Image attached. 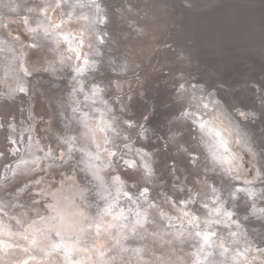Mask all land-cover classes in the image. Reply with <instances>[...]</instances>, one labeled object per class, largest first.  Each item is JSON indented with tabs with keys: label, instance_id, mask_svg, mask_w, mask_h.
<instances>
[{
	"label": "rangeland",
	"instance_id": "rangeland-1",
	"mask_svg": "<svg viewBox=\"0 0 264 264\" xmlns=\"http://www.w3.org/2000/svg\"><path fill=\"white\" fill-rule=\"evenodd\" d=\"M80 1L81 0H78V2H80ZM92 1L93 0H91V1L90 0H84V1L82 0V3L80 2L81 4L79 3V5H78V3H71V4L66 3L67 4L66 8L72 7L73 4H74V6L78 5L79 7L82 5L84 6V4H89L91 12L94 13L95 16L97 15L96 16L97 27L99 28V29L98 28L97 29L99 30L101 37L103 36L98 43L99 50L101 49L100 47L103 45V43H104V45L102 46L103 47L102 50L103 49L105 50V51L100 50V52L102 51L103 53L101 52V55H102L101 66L98 69L99 75L103 78H106V76L108 78H111V76H112L114 78H111V79H113L115 81L117 79L120 80L123 78V76L122 77L120 76V73H122V71L123 72L126 71V73H127V70L130 69V67H131L130 66L131 63H129V62L130 61L134 62L132 59V56L126 51V47L125 46L121 47L122 37L125 38L124 39L125 41L127 39H129L128 38L129 35H127V34H129L128 29H130L132 31L134 30V32L136 33L134 35L136 36L137 39L144 41V40H146V37H147L146 43L151 44V42L153 41V39L155 37L153 35L149 34L148 30H146V29L148 27L154 28V27H158V26L156 25V23H154L155 18L153 21L152 19H149L147 17L142 18L141 16H139L137 6L135 4H133L131 1L129 2V0L126 2L125 1L121 2L120 0H113L112 2L111 1L107 2L106 0H94L93 2ZM39 2H40V0H37V1H35V0H13V3L11 4L10 8H12L13 11L18 12V11L22 10V8H24L26 5L30 4L32 6V5L38 4ZM114 2H117V3L119 2L118 4H120V5L118 6ZM144 2H146V1L145 0H139L140 4H143ZM107 3H110V4H107ZM108 6L113 10V16H112V14H110V13H112V11L111 10L109 11L107 9ZM120 6H121V8H120ZM138 6H139V4H138ZM101 9L105 12H103ZM35 12L39 16L38 20L36 21L37 28L41 31L43 30L42 31L43 33H44V31H48V33L46 32L47 33L46 35L49 36V41H51L50 42V49H49V51H47V53L53 51L54 54L49 55V54L43 53L41 55V53H38L37 49H35L36 52L33 56L39 57L41 55L40 62L44 66L45 65H48L49 67H51L52 65L55 66L56 63L64 61V60H68V61L70 60L69 64L70 65L72 64L71 67L68 64L65 66L66 76H67L68 81H69V84H68L69 86L64 85L63 81H60L61 77H52V79H58L59 80V82L57 83L56 89L57 88L58 89L63 88V87L65 89H68L69 87H71L70 91L67 93V99L66 98L64 99V97H62V95H60L61 97L56 98L55 100H53V97H54L53 95H52L53 97L51 96L52 98L50 97L47 99L45 97V99L49 102L48 105L50 106V109H51L50 115L48 116V122H49V120L51 121L52 129L54 131V132L51 131V135H53V137H54V145L57 146L58 144H60V145L67 144L66 149H64V148L61 149V148H59V146L53 148V146H52V148L55 150H54V153L52 154V156H50V161L46 160V162H44L45 167L48 164L50 166L51 165L53 166L54 165L53 162L58 161L59 157H62L61 153H63V149L66 151V153H68V155L66 157H68V158L72 157L75 165L72 166V170H74V171H71L70 173L66 172V174L68 176L67 175L63 176L65 172L61 171V172H58L59 176L56 177L57 173H55V172H57L58 168H55V167H60L62 163L67 162V158L65 157L64 161H58V164L54 165V167H53V174L55 177L54 178L51 175H50L51 177L49 175H47V172L45 171V169H44V173H42L43 169L41 167H39L41 164V162H40L38 164V166H36L34 168V171H36V173L34 174L35 176H32L33 174H30V177H35L36 178L35 181H39V182L41 179L45 178L46 176H49L51 178V180L55 179L54 181H57V180L59 181L62 179V177L63 178L65 177L64 181H68L69 178L72 180L77 178L76 181L79 182L78 176H79V174H82V176L85 177V174L87 171L85 167H87V166H85V167L81 166L82 167L81 168V167H76L77 166L76 164L84 162V165L90 164V166H91V163H89V162H90V158L92 156H94V152H93L92 148L96 147V138H95V133H94V130L96 128L105 130L109 134V136H108L109 143L105 141L102 150L99 152V154L101 156L104 155V153H106V156H108L109 159H107L106 157L103 159V161L105 162V163H103L104 164L103 167H105V168H101L99 171L102 173L103 172L106 173L108 171L112 172L113 170L118 169L117 168V167H119V166H117V165H119L118 162L122 161V160L127 161L129 163V165H131V163H132L135 167L136 166V160L134 157V153H138V155L141 159L145 158L147 151L149 150L150 146L152 147L151 143H148V141L150 139H151V141H153L151 138V136L153 135V131L145 123V120H140L142 123H139V124H138V121L137 122L135 121L136 124L133 125L134 119H133V121H131L132 117L130 115H128V116L126 115V111H128V110L125 109L124 107H122L119 110L120 113L122 114V116L124 115L123 118L121 116V118H122L121 120L124 122L125 125H129V128L127 127V132L125 133L126 135H124L125 140L132 139L134 134H138L137 132L140 131L142 126H144V128L137 135V138L134 141L132 140L133 145H131L127 142H122V144H121L117 140L116 132L112 129L111 126H110L111 128L107 127L108 112H106V109H105L104 104H103L102 96H101V93L104 89L103 82L101 80H93L88 85L84 84L85 79H86L85 73L95 64V61L91 58L90 54L86 51V49H87L86 46L89 45L88 44L89 39L87 37H85V35L83 37L78 29L72 28L70 30V33H76L77 35H79V36H77V37H79V41H78L79 45H77L76 42L67 40V38L63 36V32L54 31V29L57 28L56 27L57 23L52 20L50 14L48 13L47 7L44 9H42V8L36 9ZM108 12H109V14H106ZM120 13L122 15L119 16ZM109 15L112 16L111 19H113V21L116 23V26H114V24H113L114 22L112 20L105 19L106 17L109 18L110 17ZM122 16L125 18H123ZM5 17H9L7 19H9V21H13L14 24H16V25H14L13 22H12V24H10V22H8V23H6V25H4V24L2 25V30L6 27L7 36L14 37V39L13 38L10 39L9 37L8 38L12 42H17L18 40L27 42L26 38H28L27 37L28 35L25 32H23V30L18 25V23L19 24L21 23V21H20L21 17L13 15V14L5 15ZM103 18L105 19L106 22L109 23L108 25H110L111 27L113 26L111 34H109V33L106 34V30L104 28H102L103 26H101L100 21L103 20ZM119 18H120V21L118 22ZM122 19H125V20H122ZM22 20H24V19L22 18ZM17 21H19V22H17ZM118 26L119 27L121 26V28H119ZM101 30H102V32L104 31V33H102ZM15 34H17V35H15ZM20 34L22 36H20ZM25 35H26V37H25ZM111 35H112V37H111ZM18 36H20V37H18ZM112 38H114V39H112ZM60 39H63V40H60ZM31 42H27L26 47H31V46L33 47V42L32 43ZM5 45H6V43H5ZM5 45L3 42V37L0 35V59H3L5 57V51H6ZM138 46L139 45H137V47ZM33 48H35V47H33ZM157 49H159V48L158 47L156 48V53L159 52V50H157ZM112 50H113V52H112ZM117 53H119V54H117ZM140 54H143V52H140ZM116 57H118V58H116ZM121 57H122V59H121ZM4 59H6V58H4ZM126 59H128V60H126ZM120 60H121V62L125 61L124 62L125 64L122 62V64H124L123 66H120L121 65ZM126 63L129 66H127ZM160 69H162V68L161 67H155V65L151 66L149 63L148 64L141 63V65L136 67V69L135 68L131 69L129 72V76L132 79L135 76V78L133 80H131V82H132L131 84L129 82H127L126 80L123 83H121L120 86H118V84L113 82L112 83L113 85H111V87L108 90V95H110L111 97L113 96L116 98L117 97L121 98V100H125V98L129 95V92H131L130 90L133 89V87L135 88L136 85L139 83V81H141L142 78L144 79L146 77L147 83L152 85L156 79L155 75H157L158 72H160L159 71ZM109 70L112 71V73H111L112 75H110ZM139 70H141V71H139ZM2 71H3V69L0 67V73ZM138 72H140L139 75H138ZM133 73H135V74H133ZM178 73H179V71L177 73H175L176 77H178V82L176 84H179L182 81V78H185L187 81L196 80L194 73L191 70H189L186 74H182L181 77H179L177 75ZM117 74H119V75H117ZM136 75H137V78H136ZM138 76L140 77V80H139ZM137 79H138V81H136ZM134 80H135V82H134ZM29 81H30V85L33 86L32 91H36V90L38 91L39 90L41 92L40 89H43L46 87L45 83L42 84V88L39 87V83L43 80H40V75L38 72H36V70L29 69L28 67L25 69L24 75L21 76L20 79L17 81V88H20L21 90L25 89L24 92L26 94L25 100L23 99L19 103V105H20L19 111H21V113H22V116L20 117V119L22 122H24V124H23V126H22V124L18 125V129H17L18 135L17 136L13 135V134H15V131H17L16 127H15L16 123H13L12 128H11L10 127L11 122L8 120L9 116L7 117V120H5L3 123H0V142L7 140V139L13 140L12 139L13 136L16 137V138H14V141L19 142L18 140L21 138L23 141L22 147L16 146L15 142L8 145L10 148L14 147V148H16V150H19V151L23 150L22 148L25 144L28 143L27 145H29L28 135H29V137H31V135H32V136H34V138L36 136L40 137L41 135H40L39 131L41 130V128H42V130L44 129V133L49 134L48 130H46L47 127L49 126L45 123L46 121L45 122H38V120L40 118L45 116V111L43 109L42 104L38 102L39 101L38 98H37V100L35 98V102H36V104L37 103L38 104L34 105L36 111L38 110L37 114L35 112L33 113L32 109H30V107L32 106V103H31L32 96L30 95V89L28 90V88H27ZM35 81H38V82H35ZM204 81H206L205 91H210V92H212V94L217 91V87L219 86V83L217 80H215L212 77H205ZM125 83H127L126 89L123 87L125 85ZM123 89L125 90V92ZM45 90H46V88H45ZM109 91H110V93H109ZM44 94L45 93L42 92L43 97H44ZM68 95L70 98H68ZM133 98L136 99L137 97L133 96ZM79 101H81V102L85 101L86 102L87 106L89 107L88 109L90 111H92L91 119L88 118L85 114H80V116L78 118H76L75 120L71 118L72 112L75 111V109H76L75 104ZM53 102L55 103V105ZM147 102L148 103L151 102V96H149V99L147 100ZM0 105H1V103H0ZM3 105H4V107L5 106L10 107L8 105V103L6 102V100L4 101ZM28 106H29V108H28ZM54 106H60V107L58 108V110H55ZM139 111L141 112V114H143V108L141 106H140ZM128 112L130 113V111H128ZM54 113L58 115L57 120H56V117L54 118V116H56ZM38 114H40V115H38ZM93 119L98 120L97 125H94ZM127 119L128 120L131 119V120L128 121ZM55 120L57 121V125H53V122ZM130 122H133V123H131L132 125H130ZM37 123L41 126L40 129H39L38 125H35ZM146 129H148L150 131L147 134L148 136L146 135L147 131L144 132ZM190 130H191V132H188V134L194 133V131H195V133H197L196 132L197 128H192V129L190 128ZM192 130H193V132H192ZM200 131H202V130H200ZM27 132H29L30 134L27 135L26 134ZM174 132H176L174 130V128L169 127V128H166L164 130L162 135L160 134V137L162 136L161 137L162 138V145H163L162 147L164 150L165 149L166 150L171 149L169 142H171V140L173 138L172 134H174ZM157 134H159V132H157ZM4 135H8V136H4ZM77 135H79L80 137H77ZM137 141H140V143L142 142L141 145L137 146L136 145V144H138ZM184 141H181V142L179 141V143L181 144L183 142L185 144L186 141L185 142ZM44 142H46V141H44ZM183 143L181 145H183ZM30 144H32V143L30 142ZM34 144H35V142H34ZM40 145H41L40 147L38 145H35V146L40 150L41 153L44 154V157L47 159L46 154L50 153L53 149L47 147L46 143H43ZM50 145H51V143H50ZM244 146L246 147V149H245V147H243V149H241L242 151L240 149H239L240 151L238 150L241 153V154H239V152H238V154L240 155V156H238V158H240L239 159V166H241V167H239V169L241 168L242 173H244V171H245V173H244L245 175L244 174L243 175L246 178L248 177L249 179H251L253 186L258 187L257 189L261 188L260 189V195H259V192H257L255 194L254 191H252L254 193V194L252 193L253 194L252 195L251 191H250V193H246L244 191V193L239 194L241 196H238L236 198H232L227 194H225L224 196H221V197H220V195H218L215 198L214 197L208 198L207 192H206V190L203 189V186H201V185L198 186L195 183L187 180L188 178L186 179V177L190 176L192 172H195L193 167L191 166L193 164V163H191L192 162L191 156L194 159V157H193L194 153L191 152V153H186V154L183 153L187 156L182 155V156H185L184 158L188 157L187 159H188L189 164H190V167H189L190 169H188L184 163L183 164L181 162H175L174 163V161H171L169 159L165 160L166 165L170 164V163L175 164L176 168L170 169L171 174H172V178L174 180L173 181L169 180L171 183L170 188L167 187V189H164L165 191L160 190V196H161L160 198L161 199L163 198L164 203H165V201L168 200L167 199L168 195L170 193H173L174 195L178 194L180 200L178 201V204H177L178 206L176 207V209L173 210L172 213H170V211H165V209L168 205L165 206V205L159 204V208H157V206H156V208H157L156 212H158V217L166 219L165 220L166 224L165 223L163 224L164 231L160 232L158 230H153V228H150L155 224L154 221H153V224H152V222H150V223L147 222L146 224L143 223L142 220H144V216L148 212V209H149V207L147 208V206H149V203H147V201H144V203H142L141 206L139 205L138 207L126 206L128 204L127 200L131 201L132 196H133L131 193L130 194L127 193V191H123L124 193L126 192L124 194V196L129 197L130 199L127 198V200L125 202L122 201L123 197L117 196L119 193L118 190H116V194H114V195H111L110 192L108 194H106L105 199L108 200V203H105L103 205L104 209L105 208L110 209L112 207L113 210L111 209L110 214H112L115 210H116V212L118 211L117 213H119V209H120L121 214H119V215H123L125 220H126V218L130 219L129 213L132 214L134 224L126 223L127 224L126 226H128V228L126 230L122 229L124 231L120 233V234H124L123 236H125L127 232H131L132 229H134V227H135L134 232L132 234H133L134 239H138L137 242L141 243L144 240H148V242L154 243V242H159V238H160V240L162 242L161 243L159 242V243H160L162 248H164L166 251L169 252V249H166V247H165V246H168L170 249L172 248L170 250V252H172V253L180 254V252H182L185 254L184 256H193V259L195 258V261L193 262V264H219L220 258L218 259V254H220L221 252H224L227 247L229 248V250L230 249H234V250L240 249L241 250L242 248H244L245 252H244L243 257L244 258L245 257L250 258V260H249L250 262H248V263L263 264L261 262V261H263L261 258L264 257L263 256L264 255V175L260 176L258 174L257 176H260V177L256 176V174L258 173V170H257L259 168L258 166H260L256 160V156H255L256 151H253V148L251 149V146L249 147V144H247V145L244 144ZM117 147H119L120 149L117 150L118 149ZM126 148H128L129 153L123 152V150ZM28 149H29V151H28ZM33 149L34 148L28 146V148L26 150L29 152L28 154H32ZM154 149L155 150L157 149L156 146L154 147ZM160 149H162V148L160 147ZM248 149H250V150H248ZM251 150L254 152V153H252V155L250 154ZM6 153L9 154L10 152L6 151ZM169 154H171L170 150H169ZM256 155H257V153H256ZM251 156L252 157L255 156V157L252 158ZM54 157H57L58 159H54ZM208 158H209L208 154H205V155L200 154L198 156L199 161L200 160L201 161H207ZM52 159H54V161H51ZM115 159H117V163H116L117 165L115 164L112 168L111 166H109V163H111ZM253 159L256 160V163H255L256 165L253 163L255 167H253V165L251 164L252 162H255ZM159 160L160 159L156 160L157 163H155L157 173L159 172V169H160V165H159L160 161ZM24 162H25V160H23V162L20 163L19 167L21 169H25L26 165L24 164ZM146 165H147V167L146 166L144 167V172H145L144 174L149 177V176H151L150 174H151L152 167H150L148 164H146ZM137 170H138V168H137ZM196 171H198V170H196ZM0 172H1V170H0ZM23 172H25V171H23ZM88 172H89V169H88ZM3 173L4 174L6 173L5 170ZM3 173H2L1 178H0V196L6 194L8 192H12L15 195L18 194V192H22V195L24 196L23 198L26 201L25 200H24V202L12 201V204L1 203L0 204V226L3 227L4 230L7 229L4 232L7 233L8 235H11V236H14L15 232L22 233L23 231H26L27 228H30V229H28V232H31L36 236L37 229L42 230V229H39V227H37L39 225V223H40V225H43V226L46 225V223L48 224L49 222L47 220L51 218V217L49 218V215H51L53 212L52 207H50V211H47V212L46 211L42 212L39 209L40 208V201H43L42 200L43 197L45 196L47 198L48 194L52 193L48 189L49 186H51V185L47 184L48 186L45 187L48 190H45L43 188L40 189V187H43L45 185V183L47 182V180L46 181L43 180L44 182L42 184H39L38 188H36V189L32 188L31 191H29L30 189H28L27 187L24 189L23 187L21 188V186H18L15 189L14 188L9 189L7 186L6 187L4 186L9 181V178H8V176H6V177L3 176ZM24 174H26V173H24ZM88 175H90V174H88ZM197 175H199V174H197ZM18 176H20V175L18 174ZM90 176L95 178L94 173ZM200 176L204 178L206 175L200 174ZM211 176L212 175H210L209 177H211ZM159 177L162 178L163 174H159ZM58 178H60V179H58ZM104 179L106 180L105 177H104ZM160 180H162V179H160ZM64 181L61 180L60 183L56 186L60 187ZM117 181H119V180H117ZM89 182H90V180L88 179V181L86 183L88 184ZM198 183L201 184L202 182L198 181ZM78 184L81 185L80 183H78ZM116 184L117 183L113 182L114 187L117 186ZM129 185L132 189H135L133 183H129L128 186ZM112 187L107 186L108 191H109V189L111 190ZM4 188H6V190H3ZM53 191H55V190L53 189ZM41 193H42V195L44 194L43 197H42ZM45 193H46V195H45ZM39 194H40V196H39ZM248 194H250V196ZM52 196H53V194L51 195V199L49 198L50 200L53 199ZM27 198H28V200H27ZM60 198H62V196ZM240 198L242 200H240ZM161 199H158V202H160ZM222 199H223V201H222ZM33 200H34L35 204H28V205L32 206L30 208V206H28L26 204V202H30ZM35 200H37L38 202H36ZM237 201H238V203H237ZM46 202H48V201H46ZM48 205L50 206V204H48ZM61 205H62V207L65 208V206H63V205H65L64 203L61 202ZM25 206L29 207L28 208L29 212H31V211L40 212L39 215L35 214L37 216H34L33 218H26V217L25 218H23V217L17 218L14 210L15 209L16 210L25 209ZM76 206H77V208H75L76 210L74 209V211H72V209H68L67 216L69 218H72L75 220H80L79 222H81V224H82L83 221L81 219L83 216V211H82V209H81V211L79 209V207L81 205H76ZM154 206H155V204H154ZM259 206H261V207H259ZM230 207H232V209L230 211H228L229 210L228 208H230ZM125 208H126V211L124 210ZM194 208H197L198 210L194 211ZM261 208H262V210H260ZM26 210H27V208H26ZM64 210H67V209H64ZM180 211H182V212H180ZM62 212H64V211H60V215L64 214ZM119 215H118V218L122 217V216L119 217ZM184 215L185 216L191 215V216L188 217V219H187V218H185ZM106 217H107V215H106ZM177 217H178L179 221H178ZM55 218H56V216H55ZM107 218H108V221H106V220L104 221L105 223H103L104 224L103 227L106 226L105 229L109 228L107 230L110 231V229L115 228V225L113 224L114 220L110 219L111 217H107ZM247 218H249V219H247ZM25 219L28 221L25 222ZM207 219L215 222V227H213L214 225L213 226L211 225V227H213L212 231L209 230V233L207 236H205V239H207L208 240L207 242H209V244H210L209 248L214 247L215 249H217V252L219 250L218 253L216 252V256H214V254L209 252L208 250L204 254L199 253V250H198L196 244H194L192 247H190V245L184 246V244H183V248L181 247V249L179 251H176V249L174 250V248L172 247L174 244H176V240L168 241V239L164 238V235L166 234L165 231L168 230V231L175 232L177 234L178 238L184 237L186 242L187 241L188 242H190V241L194 242V239L192 236L182 235V230H183L185 233L195 232V239L197 241L202 240L203 235L198 231L199 228L197 227V229H196L195 226L199 220L200 221L203 220V223L205 221V225L207 224L208 226H210ZM175 220H177V221L175 222ZM12 221L13 222L15 221L14 225L12 224ZM22 221H23V223H22ZM186 221H187V223H186ZM24 222L27 223L26 227H23ZM49 225L51 226V224H49ZM109 225H110V227H109ZM140 225H143L142 228H140ZM193 225H195V226H193ZM258 225H259V227H257ZM27 226H29V227H27ZM30 226H32V227H30ZM50 226H48V228H46V229H49V230L52 229V228H50ZM130 226H131V228H130ZM177 227H179V228H177ZM189 228L191 230H189ZM137 230H139V231H137ZM227 230L231 233L230 234L231 236L229 235L228 240L224 241V234ZM53 231H55V232L57 231V233H59L60 229L56 227L53 229ZM260 231L262 232V234H259V233H261ZM140 232H142L143 234L142 233L140 234ZM27 236L32 237V234L28 233ZM10 238H12V237H10ZM91 238L94 239L92 236H91ZM219 238H221V239L219 240ZM134 239H132V240H134ZM48 241L50 242L52 240L49 239ZM97 241H98V247H100V248L103 247V244H102L103 240H101V237H98ZM243 241H244V243H243ZM125 243H128V242H124V241L121 242V244H122L121 248L118 246L121 251L124 249L123 246L125 245ZM68 244L69 243H66V245H68ZM136 244H138V243H136ZM58 245L59 246L63 245V243L59 244V242H58ZM190 250H192V252H190ZM234 250H232V251H234ZM260 252H261V255H259ZM53 254H56V252H54V253L52 252L51 254L49 253L48 254L49 256L46 255L44 257L46 259H48L51 257L50 255H53ZM73 254L71 255V257L76 258L77 256L75 257ZM89 255H90V253L84 249L83 257H81V256H78V257L80 259H82V262L95 264ZM34 256L35 255H31L27 259L17 262V264H38L40 261H42L40 258L38 259L36 256L35 257ZM168 256H169V254H168ZM258 261H260V262H258ZM130 264H134V263L131 262ZM222 264H227V261L224 259V262Z\"/></svg>",
	"mask_w": 264,
	"mask_h": 264
},
{
	"label": "water",
	"instance_id": "water-1",
	"mask_svg": "<svg viewBox=\"0 0 264 264\" xmlns=\"http://www.w3.org/2000/svg\"><path fill=\"white\" fill-rule=\"evenodd\" d=\"M187 1L190 4L189 6L182 2L180 4H176L174 0H162V2L171 10L172 22L168 26L164 25L167 28L165 27L162 31H160L159 27H148L146 29L148 30L149 34L155 37V39L151 42L152 44H147V39L144 41L137 39L134 35L136 33L130 29H128L129 39L125 41L124 38H122L121 40V47H126V51L132 56V59L134 61L131 69L138 67L139 65H141V63H149L151 66L155 65V67H162L163 70L170 71L169 73H165V75H168V77L166 78L167 80H169V83L167 82V80L161 79L160 76L158 77L159 74H157L155 75L156 79L154 83L150 85L147 83V78L145 77L143 81L145 82L146 87L152 90L149 95L151 96V103L149 104L145 100V98H142L141 96L139 97L137 95H134L137 98L130 99V104L132 106H130L128 109L131 114L128 111L126 112V115H130L132 119H135L136 121H138V123L140 120H145V123L151 128L155 136L154 139H152L153 141H151L150 139L148 143H151L152 147L156 146V148H162L161 152H159L158 149H154L155 154L152 157L153 159L152 170L150 174L151 176L148 177L144 174V165L142 164V159L139 157L138 153H134V157L136 160L135 167L132 163L131 165H129V163L124 160L119 161V165H117V159H115L114 161L109 163V166L113 168V166L116 164L117 166H119L117 167L118 169H115L112 172L108 171L106 173H102L99 171L101 168H105L103 167L104 164H95V162L90 159L92 163L91 166L86 167L87 171L85 177L82 176V174H79V182L76 181V183L81 184L79 187L77 185L71 184V193L66 192L65 187H58L57 191H53L52 188L50 190L52 193L50 194H53V200H50L51 195H48L47 198L43 197V201H40L39 209L42 212L50 211V207L48 204H50V201H52V218H54L55 216L56 218H54V220H52L51 218L48 219L49 223L44 226L40 225L39 223L37 227L42 230L37 229L35 237L36 239L34 240V243L28 246V250H30L31 248L33 250H36L38 246L44 244L45 240L48 241L50 238H58L61 239L65 244L60 245L59 247L60 252L58 253H60V255L56 253L60 256L61 259L58 258V260L61 263L64 262L63 260L67 261L68 257H70V255H72L73 253L75 257H83V246H85L88 249L93 248V255L96 264H127L126 261L129 262L127 259H133L135 264H171V261L169 259H166L162 247H159V244H157V246L155 245L156 242L151 243L148 242V240H144L141 243L137 242L138 244L133 243L135 241L132 240L134 239L132 233L134 232L135 227L131 232H127L125 236H123L124 234H120L128 228V226H126V223L134 224L132 214L129 213L130 219H127L125 217V220L123 215H119L121 214L120 209L119 213H117L118 211L116 212L115 210L112 214H110V212H108L107 210V213L103 214V218H105V215H107V217H111L110 219L114 220L113 224L115 225V228L110 229V231L107 230L109 228L105 229L102 226L93 224L92 219H95L97 217L96 212H98L99 209L103 210V205L105 203H108V200L105 199L106 194L110 192L111 195H114L116 194V190H118L119 193L117 196L123 197L122 201L124 202L127 200V198H130L125 197L124 194L126 192L124 193L123 191H127V193H131L133 195L131 201L127 200L128 206L138 207L139 205L141 206L144 201H147V203H149V206H147V208L149 207L148 212L145 214L144 220H142L144 224H146L147 222H152L153 224L154 221L155 224L153 226V230H159L161 229L159 226L163 225L166 222L165 218L158 217V212H156V209L159 208V204L165 206L169 205L171 207L173 205L172 203L175 202L174 199L170 200V198H167L168 200L164 203V199L160 198V190L165 191L164 189H167V187H171V183L167 178L166 168L168 167V164H165V160H170V158L172 159L173 153L170 152L171 155L166 152L164 153L162 147V136L160 137V134L162 135L165 130V125L167 123L166 119L170 117L182 103V99H179L178 94L176 93V83L178 81V77H176V75L173 76V74L177 73L178 71L179 73L177 75L181 77L182 74H186L189 70H191L193 71L196 80L198 79L200 82H204V78L208 77L213 70H216L217 75L216 77L214 76L216 79H224V81L227 82L230 86H232L233 88L235 87L232 93L233 96L236 97L235 101L238 102L234 103L242 104L248 109L255 108L259 111V115H257L255 119L249 120L250 124H252V126L256 128V137L258 139L257 141L260 143V148L264 155V135L263 138L259 136L261 133L260 129L264 130V116L262 118H259L260 115L264 114L262 113V110L264 108V92L261 93L257 87V84H259L262 86V88H264V0ZM114 3L117 4V2ZM117 5L119 6V4ZM7 18L9 17L4 16L3 22L5 24L10 22V24H12L13 21H9V19ZM113 24L114 26H116L115 22ZM3 30L4 31L2 33L8 39L9 36H7L6 27ZM46 32L48 33V31H44V34L41 33L39 36L40 42H36L35 46L33 45V47H35L34 49H37V52L41 53V55L43 54L42 48L47 49L50 46L51 42L49 41V36L46 35ZM9 38L11 39L12 37L10 36ZM133 45L139 46L137 48H133ZM210 46L217 49L219 52H224L225 54L223 53V55L225 57L229 55L232 56L227 59H220L218 57H214L213 55H209L205 52V49L206 47L210 48ZM157 47L159 48V54L156 53ZM182 49H186V51H189L190 53L184 55ZM141 51L143 52V54H140ZM32 58L37 59V57ZM243 59L246 61H250V63H239V61ZM194 61H197V66H194ZM131 69H128L127 73L126 71L120 73V76H126L129 78L128 75ZM109 73H112V71L109 70ZM11 81L12 80L8 78L6 83H8L9 85V82L11 83ZM125 84L127 85V83ZM126 85H124L123 87L126 88ZM32 87L33 86L30 85L29 81L27 88L28 90L30 89V95L32 96V106L30 107V109H32L33 113L35 112L37 114L38 110L36 111L34 105L38 104H36L35 102V98L36 100L38 98V102L42 104L45 111V116L40 118L38 122H45L48 120V116L50 115V106L48 105V101L45 99V97L42 96V92H40L39 90L32 91ZM18 90L19 91H14L13 89L8 88L7 93L11 95V98H9L8 96L6 97V102L8 103L10 108L16 110V112L19 111L18 96L20 94L24 95L23 92L25 91V89L21 90L20 88H18ZM14 92H17V94ZM13 94L16 97H13ZM224 98L228 97L225 96ZM140 106L143 108V114H141V112L139 111ZM59 107L60 106H54L55 110H58ZM3 109L7 110V107H4ZM55 115L56 116H54V118L56 117L57 120L58 115ZM56 120L53 122V125H57ZM35 125H38L40 129L41 126L38 123ZM39 132L42 139L37 136L34 138V136L32 135L31 137H29L28 134L30 133L27 132L26 134L28 135L29 145H27L28 143L25 144L22 148L23 150H16L12 153V155L6 153V151L8 152V150H10V147L8 145L12 144L14 140L7 139L0 142V170L1 174L2 170L3 172L5 170L6 173H3V176H8L9 178V181L4 185L5 187L7 186L9 189H12L25 184L29 185L27 188L30 189L29 191H31L32 187L36 186V184L39 183V181H35V177H30L31 173L27 172V169H34V166L27 167V169H25V172H23L24 169H21L19 167L20 163L23 162V160H25V163H27V161L34 160V158L35 161L38 160V155L31 156L30 154H28L29 149L28 151L26 149L28 148V146L33 148L34 142L35 145H38L39 147L41 146L40 144L43 143H46L48 145H50L51 143V146H53V148L60 146V144H58L57 146L54 145L53 135H51L50 133H44V129L42 130V128ZM157 132H159V134H157ZM30 142L32 144H30ZM137 142L139 143L140 141ZM117 148V150L120 149L119 147ZM123 152L129 153L128 148L124 149ZM28 158H30V160H28ZM66 158L67 162L62 163L60 167H55L58 168L57 172H55L57 173L56 177L59 176L58 172H65L63 175L65 176L67 175L66 172L70 173L72 171V166L75 165L74 160L72 159V157ZM54 159L58 158L54 157ZM54 159H52V161H54ZM158 159H160V169L157 173L155 163H157L156 160ZM178 161H181L182 164L184 163L185 166L190 169V164L187 158L181 156ZM53 163L54 165H57L58 161H55ZM82 164L84 165V162H82ZM44 167L45 166H43L42 168V173H44ZM53 167L54 166L51 165L49 169L50 171L49 173H47V175L53 176ZM136 167L138 168V170ZM98 172L100 176L97 175ZM87 173L90 175L95 173V178L91 177ZM18 174L20 176H18ZM159 174H163V177H159ZM104 177L106 178V180L104 179ZM64 178L62 177V180H64ZM88 179L90 180V182L87 184L86 182L88 181ZM56 182L58 185L59 181L57 180ZM68 182H72L71 179H69L68 181H64L63 183L67 184ZM113 182L117 183L116 187L113 186ZM129 183H133L135 189L129 187ZM107 186L113 187L108 191ZM61 196L63 199L60 198ZM169 197H171V195ZM74 199L76 200L74 201ZM158 199H161L160 202H158ZM176 201H178L177 197ZM61 202L65 204L63 205L65 206V208L62 207ZM76 205H81L80 207L83 211L82 224L81 222H79L80 220H75L67 216L68 209H72V211H74V209L77 208ZM111 209L112 207L110 208V210ZM28 210V208L27 210L15 209L14 212L17 218H33L34 216H37L35 214L39 215L40 213L34 211L29 212ZM124 210L126 211V208ZM60 211H64L62 212L64 214L60 215ZM56 213H59V215H56ZM118 215L119 217H122L118 218ZM104 221V219H101V225L103 226V223H105ZM14 222L12 221L13 225ZM49 224H51V226ZM48 226H50V228L52 229H46L48 228ZM142 226L143 225H140V228H142ZM56 227L60 229L59 233H57V231H53V229ZM70 228H74L73 230L75 232H73ZM98 233L101 237V240H103V247L101 248L98 247V245L95 244V241L91 238V236L96 237ZM141 233L142 232H140V234ZM171 234L173 233L171 232L165 234L164 238L168 239V241L174 240V235L171 236ZM123 241L128 243H125L123 247L124 249L121 251V242ZM159 242H162L160 238ZM66 243L69 244L66 245ZM165 247L166 249H169V252L172 249H170L168 246ZM172 247L174 248V250L176 249V251H179L181 247L183 248V243L174 244ZM192 250H190V252H192Z\"/></svg>",
	"mask_w": 264,
	"mask_h": 264
},
{
	"label": "bare ground",
	"instance_id": "bare-ground-1",
	"mask_svg": "<svg viewBox=\"0 0 264 264\" xmlns=\"http://www.w3.org/2000/svg\"><path fill=\"white\" fill-rule=\"evenodd\" d=\"M106 1L112 2L113 0H106ZM120 1L126 2L128 0H120ZM130 1L137 6L139 16H141L142 18L147 17L149 19H152L153 21L155 18L154 23H156V25L160 28V31H162L166 26H168L172 22L171 10L168 6H166L162 2V0H145L146 2H144L143 4H140L139 0H129V2ZM174 1L176 4L177 3L180 4L182 2V3L186 4L187 6L190 5L187 0H174ZM80 2L82 3V0ZM80 2H78V0H40V2L38 4H35L32 6L30 4L26 5L24 8H22L23 11L20 10L18 12H15L12 10V8H10L11 4L13 3V0H0V35L3 37L4 45L6 43V45H5L6 51H5V57H4L6 59H4V58L0 59V67L3 69V71L0 73V103H1V105H0V123H3L5 120H7V117L9 116L8 120L11 122V125H10L11 128H12L13 123H16V126H15L16 130L18 129L19 124H22V126L24 124V122H22L20 119V117L22 116L21 111L16 112V110H13L8 106H5V107H7V110H4L3 109L4 108L3 103L6 100L7 96L9 98H11V95L7 93L8 88L13 89L14 91H19L17 88V81L20 79L21 76L24 75L25 69L27 67L29 69H34V70H36V72L39 73L40 80H43L39 83V87L42 88V84L45 83V86H46L45 88L51 91V93H50V91L45 90V88L40 89L41 92L45 93L44 97H46L48 99L53 95L54 96V97L52 96L53 100H55L56 98L61 97L60 95H62V97H64V99L65 98L67 99V93L70 91L71 87H69L68 89H65L64 87L56 89V86H57V83L59 82V80L58 79H52V77H61L60 81H63L64 85H68L69 81H68V78L66 76L65 66L67 64L70 67L72 66V64L71 65L69 64L70 60L69 61L64 60V61L58 62V63H56L55 66L52 65L51 67H49L48 65L44 66L40 62L41 56L37 57V59L32 58V57H34L33 55L35 54V49L32 46L26 47L27 42L32 41L34 46H35L36 42H38V43L40 42L39 36L41 33L42 34H44V33L40 32L41 30H39L37 28L36 21L38 20L39 16L37 15V13L35 11H36V9H41V8L44 9L47 7L48 13L50 14L52 20L57 23V26H56L57 28H55L54 31L63 32V36L66 37L67 40L74 41V42H76L77 45H79L78 44L79 43L78 42L79 37H77L79 35H77L76 33H70V30L72 28L78 29L83 37L85 35V37H87L89 39V43H88L89 45L86 46L87 47L86 51L90 54L91 58L95 61V64L85 73L86 79H85L84 84L88 85L93 80H101L103 82L104 89L101 93V96H102V100H103V104H104V107L106 109V112H108L107 127L108 128L112 127V129L116 132L117 140L121 144H122V142H127V143L133 145V141L137 138V135L143 130L144 126L141 127L140 131L137 130L138 134H134L132 139L125 140L124 135H126L125 133L127 132V127L129 128V125H125L124 122L121 120L124 117V115L122 116V114L120 113L119 110L122 107H124L125 109L128 110L129 107L132 106L130 104L131 103L130 99H133L134 95H137L139 97L141 96L142 98H145V100L147 101L149 99V95H150V92L152 90H150L149 88L146 87V84L142 80L143 79L142 78L141 81H139V83L136 85V87L135 88L133 87V89L130 90L131 92H129V95L125 98V100H121V98H118V97L116 98L113 96L111 97L110 95H108V90L111 87V85H113L112 84L113 82L118 84V86H120L121 83H123L125 80L131 84L132 83L131 80H133L135 78V76L133 79L129 75L128 76L130 77V79L126 76L125 77L123 76L124 79L123 78L120 80L117 79L115 81V80L111 79V78H114L112 76H111V78H108L107 76H106V78H103L99 75L98 69L101 66V57H102L101 52L104 50V49L102 50V48H103L102 46L104 45V43L102 46L100 45L101 46L100 50H102L101 52L99 50L98 43L103 36L101 37V34L99 33V30H98L99 28L97 27V19H96L97 15L95 16V14L91 12L89 4H84V6L82 5L79 7L78 5ZM66 3L67 4L78 3V5L74 6V4H73L72 7L66 8V5H67ZM107 4H110V3H107ZM138 4H139V6H138ZM179 4H178V6H179ZM120 8H121V6H120ZM107 9L109 11L110 10L112 11V13H110V14H112V16H113V10L109 6L107 7ZM103 12H105V11H103ZM5 14H7V15L13 14V15L21 17V20H20L21 23L20 24L18 23V25L23 30V32H25L28 35L27 36L28 38H26L27 42L26 41H20L18 39H17L18 40L17 42H12L9 38L7 39V37L4 36V34L2 33L4 31V30H2V25L5 24L3 22ZM106 14H109V12ZM120 15H122V14L120 13L119 16ZM112 16H110L109 18L106 17L105 19H110L113 21V19H111ZM22 18L24 20H22ZM123 18H125V17H123ZM105 19L103 18V20L100 21L101 26H103L102 28H104L106 30V34L107 33L111 34L113 26L111 27L110 25H108L109 23L106 22ZM122 20H125V19H122ZM119 21H120V18H119L118 22ZM17 22H19V21H17ZM14 25H16V24H14ZM164 25H166V26H164ZM119 28H121V26ZM101 32H102V30H101ZM102 33H104V31ZM15 35H17V34H15ZM127 35H129V34H127ZM20 36H22V35L20 34ZM20 36H18V37H20ZM25 37H26V35H25ZM111 37H112V35H111ZM12 38L14 39V37H12ZM112 39H114V38H112ZM146 39H147V37H146ZM60 40H63V39H60ZM135 47L137 48V45H135V46L133 45V48H135ZM49 49H50V46L47 49L42 48V52L44 54L53 55L54 54L53 51L47 53V51H49ZM157 50H159V49H157ZM182 50H183L184 55H187L188 53H190L189 51H186V49H182ZM112 52H113V50H112ZM205 52L208 53L209 55H213L214 57H218L220 59H227V58L232 56V55H229V56L226 55L227 57H225L223 55L224 52H219L217 49L213 48L212 46H210V48L206 47ZM117 54H119V53H117ZM158 54H159V52H158ZM29 57H31V58H29ZM116 58H118V57H116ZM121 59H122V57H121ZM126 60H128V59H126ZM120 62H121V60H120ZM122 62H121L120 66H123L125 64L124 63L125 61L123 62L124 64H122ZM240 62L243 64L250 63V61H246L244 59L240 60L239 63ZM129 63H131L130 64V66H131L130 69H131L134 62L130 61ZM126 65H127V63H126ZM127 66H129V65H127ZM194 66H197V61H194ZM161 70L162 69L159 70L160 72L157 71L159 74L158 77L160 76L161 79L167 80L166 77H168V75H165V73H169L170 71L169 70H162L161 71ZM139 71H141V70H139ZM139 73L140 72H138V75H139ZM133 74H135V73H133ZM110 75H112V74L110 73ZM216 75H217L216 70H213L212 73L209 74L208 77L215 78ZM173 76H175V74H173ZM8 78H10V80H12L11 83L9 82V85H8V83H6ZM136 78H137V75H136ZM139 80H140V77H139ZM215 80L218 81L219 86L217 87V91L213 94L210 91H205L206 81H204V82L203 81L200 82L199 80L187 81L185 78H182V81L179 84H176V93L178 94L179 99H182V103L176 109V111L170 117H168L166 119L167 123L165 125V129L171 127V128H174V130L176 132H174V134H172L173 135V138H172L173 141L171 140V142H169L171 149H167V150L163 149V151H164V153L166 152L169 154V150H170V152L173 153L172 154L173 158L172 159L170 158V160L174 161V163L175 162H181L178 160H179V158H181L183 153H185V154L191 153V152L194 153V156H193L194 159L191 156L192 160L191 159L190 160L192 161L191 163H193L191 166L193 167L195 172H192L190 176L186 177V179L188 178L187 180L195 183L198 186L199 185L203 186V189L206 190V192H207L208 198H212V197L215 198L218 195H220V197H221V196H224L225 194L229 195L232 198H236L238 196H241L239 194L244 193V191L246 193H250V191H251V194L253 193L252 191H254L255 194L257 192H259V195H260V189L261 188L257 189L258 187L253 186L251 179H249L248 177L246 178L244 176L245 171H244V173H242L241 168L239 169V167H241V166H239V159L240 158H238V156H240L239 154H241L239 151L241 149H243V147H245L244 144H246V145L249 144V147L251 146V149L253 148V151H256V153H257V155L255 153L256 160H257V163L260 165V166H258L259 168L257 169L258 173L256 174V176L258 174L260 176L264 175V158H263L264 155H263L262 150L260 148V143L257 141L258 139L256 137V135H257L256 134L257 133L256 128L253 127L252 124H250V120H249V119H251V120L255 119V117L257 115H259V111L255 108H249L248 109V108L244 107L242 104L234 103V102H238V101H235L236 97H234L233 93H232L234 91L235 87L233 88L232 86H230L227 82L224 81V79H216L215 78ZM136 81H138V79ZM243 81H245V80H243ZM35 82H38V81H35ZM134 82H135V80H134ZM167 82L169 83V80H167ZM262 83H263V79H262ZM257 85H258L257 87L260 90V92L261 93L264 92V88H262V86L259 84H257ZM48 92H49V94H48ZM124 92H125V90H124ZM14 93L17 94V92H14ZM23 93H24V95L20 94L18 96L19 103H20V101H22L23 99L25 100V98H26L25 92H23ZM12 96L16 97L14 94ZM225 96L228 98H224ZM68 98H70L69 95H68ZM19 107H20V105H19ZM75 107H76L75 111H73L71 114L72 119L75 120L76 118H78L80 116V114H85L88 118L91 119L92 111H90L88 109L89 107L87 106L85 101L77 102L75 104ZM262 113H264V108L262 110ZM121 116H122V118H121ZM263 116H264V114L260 115L259 118L260 117L262 118ZM131 119H129V120L127 119V120L130 121ZM131 121H133V119ZM135 121L136 120L134 119V123L130 122V125H132L131 123H133V125L136 124L137 121L136 122ZM93 122H94V125H97L98 120L93 119ZM45 123L47 125H49L46 130H48V132L51 134V131H53L51 121L49 120V122H48V120H47ZM139 123H142V122L139 121ZM190 128L191 129L197 128V130H196L197 133H195V131H194V133L188 134V132H191ZM200 130H202V131H200ZM146 131H147V133H146V135H147L150 131L148 129H146L144 132H146ZM192 132H193V130H192ZM260 132L261 133L259 136L261 138H263L264 130L260 129ZM94 133H95V138H96V147L92 148V150L94 152V156H92L90 159L93 160V162H95V164H99V163L103 164V163H105L103 161V159L105 157L107 159H109V158H108V156H106V153H104V155L101 156L99 154V152L102 150L105 141L109 143V139H108L109 134L105 130L98 129V128H96L94 130ZM13 135L17 136L18 130L15 131V134H13ZM15 136L12 137L13 140H14V138H16ZM77 137H80V136L77 135ZM154 137L155 136L153 134L151 136V138L153 139ZM184 140L186 141V143L184 144L182 142L183 145H181L182 143L180 144L179 141L181 142ZM18 141L19 142L14 141L16 146L22 147V144H23L22 139L20 138ZM136 145L137 146L141 145V143L139 142ZM47 147L52 148V146L48 145V144H47ZM66 147H67V144H63V145L59 146V148H61V149L62 148L66 149ZM33 148H34L33 153L30 155L31 156L32 155L33 156L38 155V160L35 161V158H34V160H32V161H27V163L24 162V164L26 165L25 169H27V167H30V166H34V168H35L36 166H38V164L40 162H41V164L39 167L42 166L41 168H43V166H45L44 162H46V160L50 161V156H52V154L54 153V150H55L52 148L53 150L50 153L46 154V156H47V159H46L44 157V154L40 152V150L35 146V144H34ZM64 149H63V153H61L62 157H59L58 161H64L65 157L68 155V153H66V151ZM157 149L159 152H161V150H162L160 148H157ZM245 149H246V147H245ZM248 150H250V149H248ZM8 151L10 152L9 154L12 155V153L16 151V148L12 147ZM154 151H155L154 147L150 146L149 150L147 151L145 158L142 159V164L144 165V167L145 166L147 167L146 164H148L150 167H152V159H153L152 157L155 154ZM253 151L252 150L250 151L251 155H252V153H254ZM238 152H239V154H238ZM200 154H203V155L208 154L209 158L207 159V161H201V160L199 161L198 156ZM185 156H187V155H185ZM185 156H182V157H185ZM255 156H253V157H255ZM28 160H30V158H28ZM91 160L89 163H92ZM256 160H254L255 162L251 163L253 165V167H255L254 164L256 163ZM43 163H44V165H43ZM81 166L82 167L83 166L88 167V166H90V164L82 165V163H77L76 167H81ZM167 166H168L166 168L167 169V178L170 181H173L174 179L172 178V174H171L170 169L176 168V165L170 163ZM50 167L51 166L49 164L46 165V167H44L45 171L47 173H49ZM25 169L23 171H25ZM196 170H198V171H196ZM72 171H74V170H72ZM27 172L33 174L32 176H35L34 174L36 173V171H34V169H30V168L27 169ZM2 173H3V171H2ZM197 174H199V175H197ZM200 174H205L206 176L203 178L200 176ZM1 175L2 174L0 172V178H1ZM97 175L100 176L99 172L97 173ZM210 175H212V176L209 177ZM260 176H257V177H260ZM52 177H54V174ZM43 180H45V181L47 180V182L45 183V185L43 187H40V189L41 188H43L45 190L49 189V191H50L53 188L55 191L58 190V187L56 186L57 182L54 181L55 179L51 180V178L49 176H46L45 178L41 179L40 182L38 183V185L36 184V187L33 186L32 188L33 189L38 188L39 184H42L44 182ZM61 180H59V183ZM71 181L72 182H69L67 184L62 183V185L60 187H65L66 188L65 191L70 192L71 184L77 185L78 187L80 186L78 183H76V179H74V180L71 179ZM198 181L202 182V183L199 184ZM47 184L51 185V186H49L48 189L45 188L48 186ZM66 185H67V187H66ZM28 186L29 185H23V188L25 189ZM129 187H130V185H129ZM3 190H6V188H4ZM41 195H42V193H41ZM43 195H42V197H43ZM45 195H46V193H45ZM48 195H50V194H48ZM170 195L173 198L169 197ZM248 195L250 196V194H248ZM39 196H40V194H39ZM23 197L24 196L22 195V192H18V194H16V195L12 192H8V193L0 196V204L1 203L12 204V201L24 202L25 199ZM176 197L179 201L180 199H179L178 194L174 195L173 193H170L168 195V198L174 199L175 202L172 203L173 205L171 207L168 205L166 207L165 211H170V213H172L173 210L176 209V207L178 206L177 205L178 201H176ZM4 198H6V199H4ZM27 200H28V198H27ZM75 200L76 199H74V201ZM240 200H242V199L240 198ZM35 201L38 202L37 200H35ZM222 201H223V199H222ZM51 202L52 201H50L49 207L53 208V203L51 204ZM237 203H238V201H237ZM26 204L27 205L28 204H35V202L33 200L30 202H26ZM28 206H30V205H28ZM28 206H25V209L29 208ZM126 206H128V204ZM31 207L32 206H30V208ZM259 207H261V206H259ZM79 209L81 211L80 207H79ZM228 209H229L228 211H230L232 209V207H230ZM107 210H108V212L111 211L108 208H105L103 211L99 209L98 212H96L97 217L95 219H92V223L100 225L103 227V225H101V219L108 221V218L106 217V215H105V218H103V216H104L103 214L107 213L106 212ZM197 210H198L197 208H194V211H197ZM260 210H262V208ZM180 212H182V211H180ZM57 214L59 215V213H56V215ZM190 216L191 215H186L185 218L188 219V217H190ZM50 217L52 220H54V218H55V217L52 218V214L49 215V218ZM177 219H178V217H177ZM81 220H83V219H81ZM26 221H28V220L25 219V222ZM176 221L177 220H175V222ZM178 221H179V219H178ZM207 221L210 224V226H208L207 224L205 225V221L203 223V220H201V221L199 220L197 222L196 226L193 225L196 227V229L198 227L199 228L198 231L203 235V239L199 240V241H197L195 239V232L185 233L182 230V235L192 236L194 239V242H192V241L186 242L184 237H182V238L179 237L180 238L179 239L175 232L168 231V230H166L165 232H166V234L171 233V232L173 233V234H171V236L174 235V240H176V244L183 243L184 246L190 245V247H192L194 244H196L197 248L199 250V253L204 254L208 250L209 252L213 253L214 256H216L217 249H215L214 247L209 248L210 244H209V242H207L208 240L205 239V236L208 235L209 230L212 231V228L215 227V222H213L209 219H207ZM25 222L23 224V227H26L27 223H25ZM22 223H23V221H22ZM186 223H187V221H186ZM211 225L212 226L214 225V226L211 227ZM153 226L150 228H153ZM27 227H29V226H27ZM30 227H32V226H30ZM159 227L161 229H159L158 231H160V232H162V230L164 231L163 225H160ZM257 227H259V225ZM177 228H179V227H177ZM28 229H30V228H27L26 231H23L22 233L15 232V235L11 236V235H8L7 233L4 232L7 229L4 230V228L0 226V264H17V262L25 260L28 257H30L31 255H35L38 259L40 258L42 260L38 264H87L85 262H82V259H80L78 256L76 258H72L71 255H70V257H68L67 261L63 260L64 262H62V263L59 262L58 258L59 259H61V258L59 256L60 254L58 253V252H60V248H59L60 246L58 245V242H59V244H61V243L64 244V242L58 238H56V239L50 238L52 241L49 242V241L45 240L44 244H42L41 246H38V248L36 250H33L32 248L30 250H28V246L31 245L32 243H34V240L36 239L35 238L36 236L33 233L28 232ZM70 229L73 232H75L73 230L74 228H70ZM189 230H191V229L189 228ZM28 233L32 234V237H28L27 236ZM230 234L231 233L228 230L225 232L224 241L228 240ZM259 234H262V232ZM10 237H12L13 239ZM98 237H100L99 233L96 237L93 236V238H94L93 240L95 241L96 245H98V241H97ZM220 239L221 238H219V240ZM133 241H135L133 243H137L138 239H134ZM243 243H244V241H243ZM157 244H159V247H161L160 243L156 242L155 245L157 246ZM84 249L90 253L89 256L92 258L93 262L95 263V258L93 255L94 254L93 248L88 249L84 246ZM162 250L166 256V259H169L171 261V264H181V263L193 264V262L195 261V258L193 259V256H184L185 254L182 252H180V254H177V253L168 252L164 248H162ZM232 250H234V249L229 250V248L227 247L224 252H221L220 254H218V259L220 258L219 264H222L224 262V259L227 261V264H251V263H248V262H250L249 261L250 258H248V257L244 258L243 257L244 252H245L244 248H242L241 250L240 249L234 250V251H232ZM52 252L53 253L56 252L59 255L55 254L56 255L55 256L53 254L51 256V258H48V259H46L44 257V256L48 255L49 253L51 254ZM218 252H219V250H218ZM167 253L169 254V256ZM259 255H261V252ZM261 259L263 260L261 262L264 264V257H262ZM127 260L129 261V259H127ZM131 262L134 263V260L131 259L129 262H126V263L130 264ZM258 262H260V261H258Z\"/></svg>",
	"mask_w": 264,
	"mask_h": 264
}]
</instances>
